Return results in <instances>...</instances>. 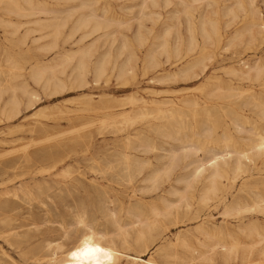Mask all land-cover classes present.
I'll use <instances>...</instances> for the list:
<instances>
[{
  "label": "bare ground",
  "instance_id": "6f19581e",
  "mask_svg": "<svg viewBox=\"0 0 264 264\" xmlns=\"http://www.w3.org/2000/svg\"><path fill=\"white\" fill-rule=\"evenodd\" d=\"M51 1L55 7L65 2L78 5L62 18V11L43 0H0V5H8L4 8L8 16L27 20L19 24L10 19L2 21L11 30L10 36H16L23 25L28 26L17 41L21 46L32 34L48 32L32 40L50 38L51 42L40 49L44 53L54 50L56 57L45 63L36 61L27 73L28 79L48 90V98L78 93L65 101L79 98L90 107L101 104L99 135L102 139L110 135L112 144L109 147L104 139L100 146L91 134H79L78 143L89 152L83 162L100 166L98 184L69 178L72 166L81 162L58 152L65 148L73 153L78 144L74 141L19 158L20 167L50 163L30 175L29 183L25 180L21 191L27 194L32 187L50 190L58 178L71 189L96 185L100 191L92 215L72 206L63 211L48 209L45 204L33 208L27 203H0V212L19 210V229L27 227L21 221H42L34 225V231L14 233L13 242L8 236H0L19 256V264H113L110 257L115 264H264V51L256 59L222 68L226 78H207L206 84L195 87L196 91L208 87L209 81L214 84L209 93L200 96L191 88L136 89L112 99L114 105L108 107L102 96L94 99L87 93L91 85L107 81L111 75L122 88L135 81L139 60L136 51L147 44L152 31L145 33L143 22L155 26L160 18V13L153 11L156 9L164 14L140 59L142 72L163 63H170L175 70L152 77L151 84H192L204 75L205 62L217 50L244 46L259 51L264 45V16L254 0H140L133 42L122 37L117 47H113L116 32L110 30L128 24L106 18L107 7L99 10L103 16L100 19L99 12L92 8L98 0ZM78 11L83 13L75 17ZM69 23V33L63 36ZM78 32L81 35L74 39ZM61 39L76 48L60 49ZM101 39L110 42L98 52ZM6 61L10 69H18L16 61ZM10 77L14 80L23 76ZM16 90L25 97V110L34 109L39 102L26 82L5 87L0 84V100L2 94L10 93L0 110L6 121L19 115L22 100ZM227 98V111L233 114L228 122L218 117L219 113L225 116L218 100ZM76 112L67 113L68 122L79 119L76 114L70 116ZM34 115L43 116L45 110L38 109ZM49 128L39 123L31 133ZM57 168L58 174L52 175L50 171ZM111 173L116 175L115 187H107L113 181L108 177ZM213 204L220 210V223L211 214ZM12 221L6 217L0 220L9 225ZM188 225L193 227L172 234V230ZM2 257L17 264L4 252Z\"/></svg>",
  "mask_w": 264,
  "mask_h": 264
},
{
  "label": "rangeland",
  "instance_id": "374dc122",
  "mask_svg": "<svg viewBox=\"0 0 264 264\" xmlns=\"http://www.w3.org/2000/svg\"><path fill=\"white\" fill-rule=\"evenodd\" d=\"M48 4H52L51 0H43ZM259 1V2H258ZM140 0H98L92 8L97 10V14L99 12L100 19H103V16L100 9L107 7L108 12L105 15L108 19H120L125 21L127 27H115L110 31H115V43L113 47H117L122 40V37H125L129 42H133V34L137 29L136 18L138 17L139 9L136 7L139 4ZM258 2V3H257ZM74 3V4H73ZM257 4V5H256ZM2 5V4H1ZM0 5V84L2 87H5L9 84L19 85L21 82H26L28 85V89L35 92L37 95L39 102L35 106L34 109L25 110V97H23L19 90H16V96L22 100V104L19 106V115L12 121H6L5 117L1 114L0 111V203H8L11 205L19 206V203H27L31 205L33 208L41 207L42 204H45L46 208L57 207L60 210H66L69 207H73L76 209H85L89 214L92 215L93 210L97 207L98 201L100 200V191L96 185L89 187L87 189H71L69 185L63 183L60 179H57V184L52 185L50 190L45 188H33L32 185H28L31 188L27 193L21 191V186L25 184V180L29 183L30 175L38 172L40 169L46 168L50 163H38V164H26L23 167L19 166V158H22L25 155H31L39 150L47 149L49 147H58L66 142H75L78 143L80 141L78 139L79 136H83L85 134H91L95 143L97 145L102 146V141L105 139L107 143H109V147H111L112 141L111 136L108 135L104 139L99 135V127L100 121L102 117L101 104H96L94 106H89L86 101H82L79 98L73 99L72 102H66L65 99L73 98L78 96V93H69L61 96H57L54 98H48V90L43 89L41 86L33 84L27 77V73L31 66H33L36 61H40L41 63L49 62L53 58L56 57V51H52L49 53H44L40 48L48 45L51 41L50 38H44L34 42L32 39L38 38L39 35L48 33L42 32L32 34L26 41L24 46L18 44V39L22 34L25 33L27 25H23L16 36H10L11 30L5 28V23L2 20L10 19L13 23L19 24V22L25 23L26 19H19L13 15L8 16L4 12V8H7L8 5L3 4ZM78 5L77 2H65L62 3L61 7L49 6L57 11H62L63 13L60 16L63 18L67 16V11L74 9ZM254 5L258 8L260 15L264 16V0H254ZM75 6V7H74ZM135 6V7H133ZM138 6V5H137ZM64 9V10H63ZM67 9V10H66ZM154 12L160 13L159 22L153 26L149 21L143 22V29L145 33H148L147 30L151 31V34L148 36L149 41L145 44L144 47L139 48L136 53L139 58L137 62V72L135 81L127 82L125 88H122L121 83L116 81V79L111 75L108 77L106 81H100L97 85H89L90 88L87 93L92 94L94 99L97 96H102L104 104L108 107H113L114 101L112 99L122 97L123 95L137 91L139 89H154V90H180L185 88H191L192 93L196 96L203 95L205 93H209L214 84L213 81H209L208 87H205L202 91H196L195 87L202 86L205 83L206 79L211 76H219L221 78H226L222 68H227L231 66L233 63L237 64L238 61H250L260 57L261 51H264V45L261 46L259 51L253 52L252 49H247L244 46L236 47L233 49H229L228 51L217 50L215 55L209 60L205 62L207 66L206 72L204 75L199 77L192 84H167V83H149V80L164 72L174 71L175 67L170 65V63H163L164 58L161 57L160 61L161 66L157 69H148L146 72H142V66L140 59L143 57L144 52L147 49L148 44L152 40V34L157 32L160 28V24L162 22L164 11L161 9L153 10ZM68 12V13H69ZM83 12L78 11L75 15L78 16ZM74 17V18H75ZM136 17V18H134ZM130 20V21H129ZM15 25V24H14ZM71 27V23L67 24L63 31V36L69 33ZM226 30L227 33L231 32ZM81 35V32L75 34L74 39L78 38ZM94 37V36H92ZM92 39V38H89ZM87 39L86 42L89 41ZM110 41L103 42V39L100 40L98 44V52H102L108 45ZM69 43V42H68ZM68 43H63V40L58 41V45L60 49L73 50L76 46L69 45ZM255 54V55H254ZM257 54V55H256ZM10 55V56H9ZM13 60H12V59ZM10 59L12 62L17 64L18 69H10L9 62L6 60ZM213 65V66H212ZM219 66V67H218ZM226 66V67H225ZM20 68V69H19ZM214 69V70H213ZM70 67L66 69V74L69 72ZM207 73V74H206ZM209 73V74H208ZM16 74L17 76L22 75L23 77L16 79H11L10 75ZM207 76V77H206ZM62 80H65V76H59ZM87 81L91 82L90 75L87 76ZM169 87V88H168ZM125 89V90H123ZM137 89V90H136ZM127 90V91H126ZM209 91V92H207ZM10 93L2 94V98L0 100V110L3 108L4 104L8 100ZM212 102V101H211ZM219 103H222V107L225 110V116H221L219 113L218 117L220 119H225V121H229L233 114L230 110L227 111V104L229 102V98L218 100ZM226 102V103H225ZM214 103V102H212ZM54 105L58 106L57 109H54ZM104 105V106H105ZM215 106V104L213 105ZM95 107H97V110ZM38 109H44L45 115L43 116H35L34 113L38 111ZM99 109V110H98ZM72 110H78V112L71 114L70 116H79V119H76L73 122H68L67 116L68 112ZM76 114V115H75ZM99 122V123H98ZM47 124L51 126L47 131H34L31 133V130L39 124ZM22 126V128H19ZM76 129L80 130L77 133H72L71 130ZM219 131V130H218ZM4 132V133H3ZM81 134V135H79ZM99 135V136H98ZM98 138V139H97ZM42 139V140H41ZM74 139V140H73ZM46 140V141H45ZM98 140V141H97ZM43 141V142H41ZM3 142V143H1ZM6 142V143H5ZM40 142V143H39ZM34 143V144H33ZM38 144V145H37ZM29 145V146H28ZM25 146L26 149L23 147ZM22 148V149H21ZM27 152L25 154V151ZM70 149H60L59 155L65 156L69 155L71 159H78L81 163L77 166H72L71 175L69 178L71 180H82L85 183H91L90 181H94V183L98 184V179L100 177V166L99 164L88 165L83 162V160L89 154L88 151L85 150L83 144H76L73 148V153L69 152ZM68 152V153H67ZM76 153V154H75ZM79 153V154H78ZM198 158H202V154L198 153ZM84 158V159H83ZM41 167V168H40ZM82 168V169H81ZM78 169V170H77ZM60 168L51 170L50 173L52 175L58 174ZM77 171V172H76ZM73 172V173H72ZM27 174V175H26ZM23 176V177H22ZM84 176V177H83ZM115 174L111 173L108 177L112 182L108 184L107 187H115ZM67 181V180H65ZM64 184V185H63ZM106 186V184H105ZM213 203V202H212ZM71 207V208H72ZM215 204L211 205V214L213 216L214 221L217 223L221 222V218L219 216V208L215 209ZM219 210V211H218ZM5 213V214H4ZM38 211L35 210L34 214H37ZM9 218L14 221L9 224H4L0 222V236H8L9 240L13 242L15 239L14 233H19V231L24 232L26 230L34 231V225H41V220L36 221H21L20 224H24L27 227H23L19 229V210L14 212H9L8 210H4V212H0V220L3 218ZM56 222H59V218H55ZM34 222V223H33ZM33 223V224H32ZM55 227L57 225H54ZM14 227H17L14 231L12 230ZM193 225H188L187 227H180L178 229L172 230V234H175L179 231L191 229ZM27 228V229H26ZM40 228V227H39ZM42 227L40 229H44ZM32 229V230H31ZM12 230V231H11ZM11 231V232H10ZM18 247L19 250V239H18ZM2 252L8 254L17 264H19V256L10 248L6 243H4L0 239V262L2 264H10L11 262L7 260V258L2 257ZM38 255H43L45 253H38Z\"/></svg>",
  "mask_w": 264,
  "mask_h": 264
},
{
  "label": "clouds",
  "instance_id": "9594fccd",
  "mask_svg": "<svg viewBox=\"0 0 264 264\" xmlns=\"http://www.w3.org/2000/svg\"><path fill=\"white\" fill-rule=\"evenodd\" d=\"M99 251V250H98ZM110 259L113 260V264H115V260H114V257H110Z\"/></svg>",
  "mask_w": 264,
  "mask_h": 264
},
{
  "label": "snow or ice",
  "instance_id": "6c2138e0",
  "mask_svg": "<svg viewBox=\"0 0 264 264\" xmlns=\"http://www.w3.org/2000/svg\"><path fill=\"white\" fill-rule=\"evenodd\" d=\"M99 249H95V251H98ZM90 251H93V250H90Z\"/></svg>",
  "mask_w": 264,
  "mask_h": 264
}]
</instances>
